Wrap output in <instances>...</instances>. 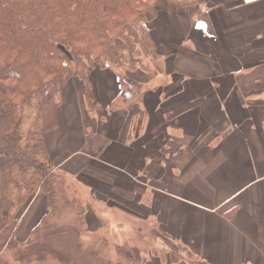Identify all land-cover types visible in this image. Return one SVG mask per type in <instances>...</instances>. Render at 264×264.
I'll return each mask as SVG.
<instances>
[{
    "label": "crops",
    "instance_id": "1",
    "mask_svg": "<svg viewBox=\"0 0 264 264\" xmlns=\"http://www.w3.org/2000/svg\"><path fill=\"white\" fill-rule=\"evenodd\" d=\"M165 58L167 77L157 85L149 80L132 127H127V113L133 106L115 117L112 113L98 127L86 123L84 108L63 114L59 107V126L47 134L55 167H67L75 181L89 174L96 180L93 166L133 168L139 190L120 192L143 194L149 209L156 189L167 190V224L159 222L160 228L179 245L194 246L198 264H264V0H167ZM104 83L111 92L100 95L109 107L120 86L112 74ZM158 133L172 139H144ZM166 145L180 149L179 155H167ZM177 166L182 167L175 176L180 186L171 188V177L158 188L159 172ZM216 179L239 185L227 195L219 192ZM196 181H211L207 187L213 190L205 192L201 184L188 188ZM241 197L245 203L230 205ZM242 208L251 217L239 214ZM86 217L91 228L93 223L101 228L94 211Z\"/></svg>",
    "mask_w": 264,
    "mask_h": 264
},
{
    "label": "trees",
    "instance_id": "2",
    "mask_svg": "<svg viewBox=\"0 0 264 264\" xmlns=\"http://www.w3.org/2000/svg\"><path fill=\"white\" fill-rule=\"evenodd\" d=\"M149 1L0 0V264H10L15 255H29V261L41 262L47 257L60 260L55 247L47 245H54L51 237L55 229L61 233L58 244H77L87 211L81 194L65 189L68 171L56 169L47 134L59 126L64 88L73 77L84 83L87 110L101 120H110L112 113L115 117L133 106L134 110L127 113V127H132L153 77L149 62L154 61L150 59L159 54L154 31L146 27ZM109 74L116 77L120 94L107 107L100 94L103 90L111 92L104 83ZM147 138L148 142L172 139L162 137V133ZM115 168L109 166L105 173H97L105 180V192H99V198L140 221H148L149 216L131 211L126 204L131 199L119 196L121 189L132 192L130 167ZM42 194L47 198L48 213L30 236L22 239L18 223ZM136 199L137 203L142 201L143 194ZM140 228L144 231L143 226ZM87 231L90 233L88 227ZM155 232L158 236L150 240L163 238L170 249L161 256L164 262L187 264L183 260L186 252L188 263L198 264L187 247L180 251L167 228ZM142 241L135 232L126 234L123 243H115L117 258L110 256L108 264H147L146 250L143 252L139 243ZM7 249L11 256L6 259L2 253Z\"/></svg>",
    "mask_w": 264,
    "mask_h": 264
},
{
    "label": "rangeland",
    "instance_id": "3",
    "mask_svg": "<svg viewBox=\"0 0 264 264\" xmlns=\"http://www.w3.org/2000/svg\"><path fill=\"white\" fill-rule=\"evenodd\" d=\"M147 5V17H148V23L146 27L150 28L153 31H156L160 35L158 37H155L156 42L158 44V52L159 54L154 58L150 59L153 62H149L150 64V72L153 75V81L154 83L160 84V82H164V78L167 77V72L164 73L166 70V56H167V0H152L149 1ZM166 4V5H164ZM145 71V70H144ZM146 72V71H145ZM169 72V71H168ZM147 73V72H146ZM151 78V79H152ZM66 88V95L63 97V102L61 103V113H65L66 111H70L71 113H74V111H79L81 108H84L85 110V121L88 123V125L94 126L96 125L98 127L99 123L102 122L101 118L98 116H94L91 112L87 110L86 107V96H85V86L82 80H80L79 77H73L69 79L67 84L65 85ZM64 88V89H65ZM262 135L264 137V132H262ZM167 151L164 150L167 155H179L180 149H174L166 145ZM161 151V150H160ZM161 167L165 165H160ZM107 167V166H104ZM91 168V167H90ZM94 171L100 174L105 173L106 171L100 169V166L98 167L93 166ZM108 168V167H107ZM125 168L122 165H117V168L120 169ZM177 166L175 170H172L170 168H166L165 170L159 172V178L156 179V186L158 188H163L164 185H167L164 181L171 178L173 179V183L171 188H175L180 186L181 179L175 178V176H179L181 172V168ZM64 169H67V167H64ZM132 169V170H131ZM131 173L136 174L137 172L131 168ZM59 172V170H58ZM96 180H93L92 177L88 176L87 179H84L83 182L81 181H75L70 178L69 174H66L65 177V189L68 190L70 193H76L81 194V202L83 203L85 209H86V215H85V224H83L81 229V236L79 240L77 241V244L80 243V245L77 246V244H71L69 245L67 242H64L62 244H58L57 241L60 239V232L57 231V229L54 230V233L51 237V242H53L54 245L51 243L47 244L50 249L55 247L54 251H58L61 254L60 260L57 258H50L47 257L45 260L39 262V261H29L30 256H19L15 255L12 257V261L10 264H108V258L112 256L111 258H117V251L115 248V243H123L125 239V235L135 232L141 240H143L141 243L142 248L144 247L143 252L146 250V255L149 258V262L147 264H170L163 261V257L167 255V249L168 245H166V242L163 240V238H155L154 240H150L153 236H158L155 232L156 230L161 229L160 223L163 220L167 221V202L164 206L163 200L165 194H167V190L158 191L156 189L157 196L155 197V204L154 206L148 209L147 206L144 205L142 201L139 203L136 202V197L131 196L130 193L122 192L119 196L126 199L129 198L131 200H127L126 204H128L131 208V211L133 213H138L142 217L147 218V216L152 215L148 221H140L137 217L126 213L123 211L124 209L119 207H112L108 205L105 201L101 200L99 198V192H105V189H102L105 187V180L102 179L99 175H95ZM194 176V175H193ZM80 177V176H75ZM168 177V178H167ZM142 183H146L143 181H140ZM186 181H184L185 184ZM216 187L219 190V192L223 191L225 194L229 195L232 187L233 189H237L239 182H229L227 180H218L215 181ZM135 183V182H132ZM188 188L192 186L194 189H198L200 184L203 187V190L205 192H209L213 190L211 187H207L208 185H211L212 182L210 181H196V182H188ZM187 183V184H188ZM241 183V182H240ZM93 184L94 186H91ZM206 184V186H205ZM123 185H125L127 188L130 186L128 182H124ZM241 186V184H240ZM145 190L148 189L146 184H144ZM132 188H135L136 190H139L138 185L132 184ZM209 190V191H207ZM91 191L96 192L92 196ZM187 192H189L187 190ZM232 192V191H231ZM125 193V194H124ZM132 193V192H131ZM128 195V196H127ZM250 198L247 197L248 202L251 203V195L249 194ZM111 197V196H110ZM112 198V197H111ZM115 198V197H113ZM37 198L33 200V202L30 204V206L27 208V210L24 212V215L20 219L18 223V235L22 239H27L30 236L31 231L37 225V223L41 220V218L48 213V205H47V198L44 194H42L38 200ZM153 199V198H152ZM119 200V199H116ZM246 200V201H247ZM123 201V200H122ZM244 197H241L240 199L234 201L231 203V206H234L237 202H244ZM124 202V201H123ZM136 203V205L134 204ZM108 205V206H107ZM147 205V204H146ZM229 206L223 210H228ZM89 210H92L96 213V215L101 219L102 226L101 228H96V223H93L91 228L88 225L87 222V213ZM248 214V216L251 217V214L245 208H242L239 212V214ZM95 215H90V220H95ZM90 223V222H89ZM238 223V222H237ZM140 225L144 227V231L141 230ZM87 227L90 231V233L87 231ZM86 228V230H85ZM152 229L154 233H152ZM146 232V234H145ZM147 235V237L145 236ZM172 237V235L170 234ZM192 239V238H191ZM146 240V241H145ZM188 240V239H187ZM195 245V244H194ZM181 247L180 251L183 253L185 251V248L190 251L191 258L193 257L194 260H198V257L196 255V251L194 250V246L190 247L188 245H179ZM11 252L9 249H7L2 255L6 259L11 256ZM184 254V259L187 264L188 263V255L186 252ZM37 258V257H35ZM160 258V260L158 259ZM192 258V259H193ZM178 263H182L178 261ZM176 263V264H178ZM174 264V263H173Z\"/></svg>",
    "mask_w": 264,
    "mask_h": 264
},
{
    "label": "bare ground",
    "instance_id": "4",
    "mask_svg": "<svg viewBox=\"0 0 264 264\" xmlns=\"http://www.w3.org/2000/svg\"><path fill=\"white\" fill-rule=\"evenodd\" d=\"M245 4H251V3H254V2H258V1H260V0H256V1H253V2H249V3H247V2H245V0H242Z\"/></svg>",
    "mask_w": 264,
    "mask_h": 264
},
{
    "label": "built area",
    "instance_id": "5",
    "mask_svg": "<svg viewBox=\"0 0 264 264\" xmlns=\"http://www.w3.org/2000/svg\"><path fill=\"white\" fill-rule=\"evenodd\" d=\"M253 1H256V0H245V2H247V3L253 2Z\"/></svg>",
    "mask_w": 264,
    "mask_h": 264
}]
</instances>
